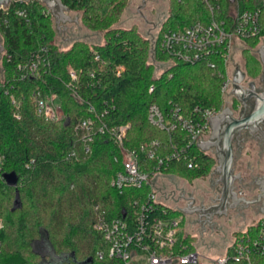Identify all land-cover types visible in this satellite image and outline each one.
Masks as SVG:
<instances>
[{
    "label": "trees",
    "instance_id": "obj_1",
    "mask_svg": "<svg viewBox=\"0 0 264 264\" xmlns=\"http://www.w3.org/2000/svg\"><path fill=\"white\" fill-rule=\"evenodd\" d=\"M63 2L72 12L81 13L88 30L105 32L103 44L75 40L62 50L56 43L54 19L40 0L15 3L8 15L0 18L2 67L7 79L0 95V157L5 174L14 172L18 177L15 186L0 181V218L4 222L0 231V264H44L40 252L43 243L57 256L66 258L62 264H122L111 259L108 242L94 226L100 217L110 221L123 216L121 208L130 207L133 199L144 195L147 188L126 190L121 195L111 187L122 164L120 150L108 135L95 138L91 154L82 153L74 129L81 120L93 116L91 107L99 114L106 113L103 121L109 126L130 125L126 148L139 149L144 143L158 141L163 152L172 153L186 148L188 135L181 128L168 133L151 124V105L160 109L167 123L176 108L189 118L196 108L220 110L223 106L224 80L206 63L176 62L159 79H155V64L150 63L152 57L155 61H168L159 43L164 32L212 19L202 0H171V15L160 28L155 47L134 29H111L127 0ZM222 3L223 16L227 17L230 1ZM240 4L243 10H260L261 33L246 40L247 45L254 46L256 40L264 37V0H243ZM19 9L27 11V18L16 14ZM42 45L49 48L50 65L41 69L39 79L22 80L19 66L30 61ZM245 54L248 75L258 76L261 62L251 50ZM69 66L78 74L75 87L70 86ZM117 67L122 70L117 71ZM37 89L45 97L56 95L64 113L62 121L49 122L38 115L33 103ZM74 149L80 152L78 159H67ZM185 153L187 159L183 155L181 160H173L164 171L166 175L192 183L212 173L214 157L196 145ZM191 157H195L194 168L187 163ZM171 215L177 217L181 213L172 211ZM258 233V225L235 233L234 247L241 241L255 239ZM186 242L196 241L188 236ZM234 247L230 253H234ZM193 249L198 246L195 244ZM254 259V264H264V256L255 254Z\"/></svg>",
    "mask_w": 264,
    "mask_h": 264
},
{
    "label": "built area",
    "instance_id": "obj_2",
    "mask_svg": "<svg viewBox=\"0 0 264 264\" xmlns=\"http://www.w3.org/2000/svg\"><path fill=\"white\" fill-rule=\"evenodd\" d=\"M202 1L212 19L208 23L198 21L181 30L164 32L159 43L160 50L168 57V61H155L152 57L150 62L156 66L155 79H159L176 62H182L190 65L206 63L215 75L224 80L221 88L223 106L220 110L196 108L192 117L186 118L176 108L173 111L171 122L167 123L160 109L156 105L150 106L149 121L151 124L168 133L181 128L188 135L186 148L180 152L166 153L162 151L160 142L153 141L142 144L139 149L130 150L125 146L130 125L109 126L103 121L106 113L99 114L93 107L90 110L93 116L81 120L74 129L77 142L85 155L92 153L91 145L98 135H108L117 144L120 150L122 169L111 180L113 189L124 195L126 190L147 188L144 195L133 199L130 207L121 208L123 216L111 218L110 221L100 217L94 226L95 230L101 232L108 242L111 259L120 260L122 264H254L255 254L264 256V218L257 222L258 236L255 239L249 238L247 241H241L237 247H234V243L232 246H228L226 258L213 259L201 254L198 249L194 250L193 247L197 243H188L186 239L188 236L197 239V236L186 234L184 214L177 211V206L160 200L153 183H158L159 175L168 176L164 171L173 160H181L183 155L187 159L185 152L190 150L193 145L198 147L197 141H203V136H210L209 121L212 117L222 113L224 93L230 82L234 84V81L229 78L227 69V61L231 53V36L236 34L242 41H246L257 38L261 33L260 10L248 8L243 10L240 4L243 0L230 2L227 17L223 16L222 0ZM15 3L26 2L13 1L8 7L2 6L0 18L1 15H8L9 9ZM48 13L51 14L49 10ZM16 14L21 18H27L25 9L17 10ZM159 33L160 29L156 35L149 38L154 47L158 42ZM3 54L4 52H2V56ZM48 55L49 48L42 45L37 52L33 53L30 61L19 66L20 78L22 80L39 79L41 69L50 65ZM2 56L0 58V95L5 91L7 85L2 67ZM165 65L168 66L165 67ZM120 70L122 67H117V71ZM68 73L71 79L70 86L75 87L74 84L78 82V74L71 66L68 67ZM91 77L94 78L95 75L91 74ZM150 91L152 92L153 88ZM232 101L233 107L237 102L234 96ZM13 103L17 104L15 100ZM33 103L38 115L46 121H62L64 113L56 95L50 94L45 97L37 89L33 94ZM197 116L200 118H196ZM17 117L20 118V116ZM79 153L77 149H74L68 154L67 159H78ZM153 161H155L154 164ZM187 163L190 168L197 166L195 157H191ZM3 168L2 157H0V181L5 180ZM96 209L99 210V207ZM172 211L180 212L181 215L173 217ZM3 228L4 222L0 218V231ZM233 247L235 251L230 253L229 250ZM99 255L101 258L103 257L101 253Z\"/></svg>",
    "mask_w": 264,
    "mask_h": 264
},
{
    "label": "water",
    "instance_id": "obj_3",
    "mask_svg": "<svg viewBox=\"0 0 264 264\" xmlns=\"http://www.w3.org/2000/svg\"><path fill=\"white\" fill-rule=\"evenodd\" d=\"M26 2L32 0H0V8L8 7L11 2ZM50 11L58 32L67 30L68 24H79V17L73 18L71 10L64 4L63 0H40ZM234 3L235 0H229ZM146 0H142V5L138 12L142 14L145 8ZM231 53L227 61L230 82L227 91L224 93V109L222 113L212 117L209 121L211 134L203 136V141H197L198 148L204 152H211L215 156L216 166L212 174H216L212 179H218L222 185L220 197L213 201L211 205L201 203L196 206L195 198L204 197L205 191L209 189L208 181H194V190H190V184L180 182L178 176H171V181L163 177V184L153 182L156 186L158 197L166 203L173 204L175 198L185 201L184 207H177L184 215H188L187 233L196 234L197 231L191 222L192 216H197L199 221L204 222L203 228L213 222L216 216H227L229 210L238 208L245 209L242 212L244 218L238 217L234 212L231 213V223L228 218H223V230L217 234L208 231L203 241L200 237L198 251L213 259L226 258L227 247L232 246L234 237L232 233L237 231H246L247 226H256L257 222L264 218V146L256 140L246 141L244 136L264 140V90L257 87L256 82L251 80H260L264 83V44L252 48L242 41L236 34L231 36ZM0 43L2 40L0 39ZM243 49H250L253 55L261 62L262 72L257 78L248 77L245 68L246 59L242 56ZM4 48L1 47V52ZM250 80V81H249ZM247 87H244V86ZM245 109L253 101V108L248 115L241 113L236 117L232 107V97ZM246 143V144H245ZM246 151L250 155H245ZM5 180L8 185L15 186L18 182L16 173L5 174ZM250 182L254 177L255 187L252 193L236 190V183ZM171 186L175 192L171 190ZM189 191V192H187ZM191 195H189V194ZM183 195V196H182ZM199 196V197H198ZM259 205V212L252 206ZM247 209V210H246ZM259 215V216H258ZM66 260V258H65ZM64 262V261H63ZM62 262V263H63ZM61 263V264H62Z\"/></svg>",
    "mask_w": 264,
    "mask_h": 264
},
{
    "label": "rangeland",
    "instance_id": "obj_4",
    "mask_svg": "<svg viewBox=\"0 0 264 264\" xmlns=\"http://www.w3.org/2000/svg\"><path fill=\"white\" fill-rule=\"evenodd\" d=\"M141 5H142V0H127L126 6L121 16L119 17L118 21L111 27V29L123 30V31L124 30L129 31V30L134 29L135 31H137V33L141 34L145 38H151L154 35H156L159 29L162 27L163 23L167 22V20L169 19L171 15L170 14L171 13L170 12L171 0H146V5H145V8L142 10V14L138 12V9L139 7H141ZM70 15L73 18L79 17L80 23L78 25L68 24L66 31L61 32V33L58 32L56 43L59 45L61 49H64V50L68 49L70 44L74 42L75 40H85V41L96 43V44L104 43L105 32L95 33V32H92L91 30H88L84 26L83 22L81 21V13L71 11ZM159 20H161L162 22L161 21L159 22ZM155 24L157 26V29H156ZM0 39H1V35H0ZM244 42L246 43V41ZM254 44L256 45L254 46L249 45V46H251L252 48H256L264 44V37H261L260 39L256 40ZM246 50L247 49L242 50V56L245 59H246V54H245ZM167 66L168 65H165V67ZM245 68L247 70L246 64H245ZM247 74H248V71H247ZM258 76L252 77V78L255 79ZM248 77L249 75L247 76V78ZM208 155L215 158V156L211 152H209ZM245 155H250V152L246 151ZM215 166L213 170L215 169ZM163 177L171 181V176L159 175L157 178L158 183L163 184ZM206 179L207 177L196 180V181H207ZM179 181L190 184V190H194V181L192 183L187 182L181 179L180 177H179ZM184 217H185L184 229L187 231L188 215H184ZM235 233H237V231L232 233V237L235 236ZM193 235L197 236V234H193ZM195 241L197 244H200V235L197 239H195ZM40 252L42 256L45 258L44 264H61L65 260V258H62L54 254L53 249L50 246L46 245V243H43V249H41Z\"/></svg>",
    "mask_w": 264,
    "mask_h": 264
},
{
    "label": "flooded vegetation",
    "instance_id": "obj_5",
    "mask_svg": "<svg viewBox=\"0 0 264 264\" xmlns=\"http://www.w3.org/2000/svg\"><path fill=\"white\" fill-rule=\"evenodd\" d=\"M160 21L161 20H159V22ZM155 26H156V24H155ZM156 29H157V26H156ZM1 56H2V52H1V46H0V58H1ZM261 76H260V78H261ZM260 78H259V80H251V81L256 82L258 89L264 90V83L261 82ZM252 108H253V101L250 102L248 104V107L245 108V109L242 108V105L238 101H237V103H234V106L233 107H231V109L234 112V115L236 117H238V118L241 115V113H244L245 115H248L251 112ZM258 137L260 138V135L257 136V138ZM209 138H210V136L206 140H209ZM259 138L258 139L255 138L254 139V138L249 137V136H244V140L246 141V143H247V141L256 140L258 143L260 142V144H262L264 146V140L260 141L261 139L259 140ZM210 152H213V150H211ZM215 175L216 174H212L211 173L209 176H207V179L206 180L208 181L209 189L207 191H205V196L204 197H201V196L199 197L198 196L199 199L198 198H195V201H196L195 202L196 203L195 205L196 206L200 205L201 203H205V204L207 203V204L211 205L214 200H216L217 198L220 197L222 185L220 183H218V179L219 178L216 179V180L215 179H212ZM254 180H255V178L253 177L250 182H245L243 180V177H242V181L240 183L237 182L236 185H235L236 186V190L238 192L243 191L244 194L247 196L246 191H249L250 193H252V190L255 187ZM176 188L178 189V187H176ZM176 188H174V187L171 186V190L173 192H175V189ZM187 192H189V191H187ZM189 195H191V194H189ZM173 202L175 203V206H177V207H181V206L184 207L185 204H186L185 201L179 200L178 198H175ZM251 208H254L255 210H257V213L259 212V205L252 206ZM243 211H245V209H242V208L241 209L238 208L236 210H229L227 216H223V217L216 216L214 218L213 222L210 223L209 225H206L205 228H203V223L204 222L199 221L198 218H197V216H192L193 217L192 218L193 220H192L191 224L194 227H196L195 228L196 230H193V231L195 232V231L199 230L200 232L197 231V233H196L197 234V238L200 235V237H202V239L204 241V239H205L206 234H207L208 231H212V232H215L214 234H217V233H219L220 231L223 230V227H224L223 224H222L223 218H228L229 219L228 220L229 223H231V218L232 217H231L230 214L234 212L236 215H238V217L240 216V217L244 218V215H242V212Z\"/></svg>",
    "mask_w": 264,
    "mask_h": 264
}]
</instances>
